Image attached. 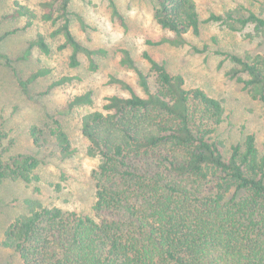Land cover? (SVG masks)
<instances>
[{"label":"trees","instance_id":"trees-1","mask_svg":"<svg viewBox=\"0 0 264 264\" xmlns=\"http://www.w3.org/2000/svg\"><path fill=\"white\" fill-rule=\"evenodd\" d=\"M71 0L45 2L41 18L56 25L50 36L61 37L57 51L70 48V67L97 70L104 47L90 48L71 30ZM110 19L124 31L126 18L116 0H105ZM10 17H22L21 29L37 17L29 6L13 1ZM80 26L88 27L75 14ZM153 19L170 33L147 46L188 45L191 54L212 53L231 64L229 78L242 85L261 103L264 121V53L240 56L220 47L209 49L191 44L187 35H200L201 23L216 24L244 38H264V8L236 2L221 12H210L203 20L195 0H155ZM251 31H248V28ZM18 29H15L17 31ZM14 31L0 35V40ZM213 42L216 41L212 38ZM35 46L48 55L53 49L42 33L28 42L26 54ZM118 63L132 70L141 91L126 80L109 75L108 82L128 96L106 97L102 110L84 114L81 133L88 141L86 153L97 158L91 172L94 185L92 214L47 206L37 196L23 199L25 212L16 216L2 232L0 247L16 254L21 264H264V150L260 152L254 133L233 144L229 156L213 133L224 120L223 102L199 87L186 88L181 74L168 71L165 61L144 49L145 72L127 47H119ZM10 64V58L0 53ZM43 66L27 78H18L23 93L29 85L50 73ZM73 79L62 76L49 88ZM93 91L73 96L67 104L92 105ZM0 117V184L21 180L39 193L40 160L31 153L10 154L12 139ZM44 133L53 140L54 155L71 157L76 149L58 119L46 128L31 125L35 145ZM59 190L60 184H55Z\"/></svg>","mask_w":264,"mask_h":264},{"label":"rangeland","instance_id":"rangeland-1","mask_svg":"<svg viewBox=\"0 0 264 264\" xmlns=\"http://www.w3.org/2000/svg\"><path fill=\"white\" fill-rule=\"evenodd\" d=\"M14 0H0V35L14 31L0 40V53L6 54L11 62L0 58V117L5 120V130L12 139L10 154L31 153L40 160L37 173L40 175L39 193H33V184L21 180H5L0 184V240L3 229L19 214L25 212L23 199L37 196L47 206H58L64 210L92 214L94 185L91 172L97 158L86 153L88 141L81 133V117L94 110H102L106 97L116 94L128 96V92L108 82L109 75H115L129 82L141 93L135 73L118 63L119 47H127L139 66L149 73L148 63L141 57L144 49L149 50L157 60L165 61L168 71L181 74L185 87H199L210 96L220 99L224 106V120L212 134L223 142L222 154L229 156L233 144L241 142L247 133H254L260 152L264 150V121L261 103L249 96L240 83L227 75L231 64L209 51L191 54L188 45L174 47L168 44L147 46L145 39L157 40L167 31L161 29L153 19L155 0H116L126 18L128 29L124 31L110 19L105 0H71V12L80 15L88 25L80 26L75 14L71 15V30L77 40L90 48L104 47L105 57H98L97 70L88 69V60L80 55V65L70 67V48L57 51L61 37H51L56 25L41 18L43 3L55 0H18L32 8L37 17L28 28L21 29L25 19L10 17ZM200 19L210 12H221L241 2L255 11L264 8V0H195ZM15 29H18L15 31ZM251 31L249 27L247 29ZM38 33L45 35L53 51L45 55L35 46L28 48V42ZM216 41L213 42L212 38ZM191 44L209 49L220 47L240 56L264 53V38H244L239 32H230L212 23H201L199 36L187 35ZM46 66L50 73L29 85V94L22 92L17 79H25L36 69ZM62 76L73 79L60 86L49 88L51 83ZM93 91V104L74 107L69 110L70 99L86 90ZM56 118L68 134L74 154L64 160L54 155L53 140L44 133L43 141L35 145L29 134L31 125L46 128ZM60 188L56 190L55 184ZM0 264H21L19 257L0 247Z\"/></svg>","mask_w":264,"mask_h":264}]
</instances>
